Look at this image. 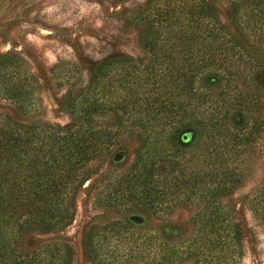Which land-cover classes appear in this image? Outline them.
<instances>
[{
	"label": "trees",
	"instance_id": "trees-1",
	"mask_svg": "<svg viewBox=\"0 0 264 264\" xmlns=\"http://www.w3.org/2000/svg\"><path fill=\"white\" fill-rule=\"evenodd\" d=\"M175 1L159 5L140 33L145 58L121 55L95 65L85 87L66 99L67 123L29 120L28 109H20L23 117L0 113V264H70L68 242L24 250L20 241L67 228L81 188H95L92 164L127 141L136 145L133 161L96 194L118 216L91 224L83 236L90 264H221L224 241L229 256L241 250L220 200L236 182L224 157L260 133L256 110L264 96L252 74L264 69L262 0L232 5L233 29L206 13L209 1ZM20 91L10 93L23 103ZM240 109L248 116L241 122ZM108 113L110 123L98 120ZM193 127L204 146L187 165L179 150L197 137ZM179 205L199 211L189 238L139 229L137 213L163 218Z\"/></svg>",
	"mask_w": 264,
	"mask_h": 264
},
{
	"label": "rangeland",
	"instance_id": "rangeland-1",
	"mask_svg": "<svg viewBox=\"0 0 264 264\" xmlns=\"http://www.w3.org/2000/svg\"><path fill=\"white\" fill-rule=\"evenodd\" d=\"M170 1L178 3L175 0H0V113L23 117L20 109H28L29 120L43 118L67 123L70 116L63 110L66 99L85 87L98 62L121 55L145 58L139 35L150 27L149 17L159 5L166 6ZM195 1L199 0H181L185 4ZM206 1H209L206 13L233 29L232 5L242 0ZM261 7L264 8V0ZM252 78L264 96V69L257 68ZM16 89H21L23 103L12 99L10 92ZM256 111L261 125L258 137L238 143L224 157L226 165L235 168L236 182L222 195L221 214L226 223L235 224L240 232L241 250L236 248L229 256L224 241L221 264H264V100ZM236 116L240 122L248 119L245 109L238 110ZM250 117L244 130L252 126ZM98 120L110 123L113 115H101ZM193 128L197 137L179 150L180 160L187 165L196 163L204 146L200 127ZM135 146L134 141L124 142L116 146L107 161L92 164L96 171L92 176L95 188L87 189L89 182L81 188L75 219L67 228L59 233L25 237L20 247L26 250L42 241L58 239L68 242L73 249L70 264H90L83 248L85 231L91 224L101 225L118 216L114 208L98 202L96 194L107 189L113 178L129 167ZM103 177L107 180L99 182ZM198 212L197 206L179 205L163 218L137 213V222L142 231H160L179 242L190 237Z\"/></svg>",
	"mask_w": 264,
	"mask_h": 264
}]
</instances>
